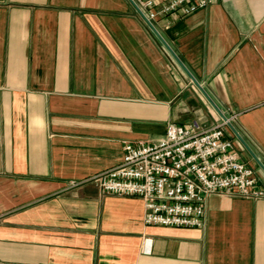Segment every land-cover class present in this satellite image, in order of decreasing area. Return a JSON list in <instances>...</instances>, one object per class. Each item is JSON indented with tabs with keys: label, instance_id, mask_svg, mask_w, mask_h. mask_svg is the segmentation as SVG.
I'll list each match as a JSON object with an SVG mask.
<instances>
[{
	"label": "crops",
	"instance_id": "crops-1",
	"mask_svg": "<svg viewBox=\"0 0 264 264\" xmlns=\"http://www.w3.org/2000/svg\"><path fill=\"white\" fill-rule=\"evenodd\" d=\"M156 28L130 0H0V264H264V196L212 193L204 226H163L92 181L125 141L222 121L169 47L264 163V0Z\"/></svg>",
	"mask_w": 264,
	"mask_h": 264
},
{
	"label": "built area",
	"instance_id": "built-area-1",
	"mask_svg": "<svg viewBox=\"0 0 264 264\" xmlns=\"http://www.w3.org/2000/svg\"><path fill=\"white\" fill-rule=\"evenodd\" d=\"M130 1L147 24L156 27L160 16H185L216 0ZM229 121L222 118L210 127L198 119L171 122L159 138L125 141L121 163L92 181L103 193L140 197L147 224L202 227L210 194L264 196L254 169L241 160L234 137L227 134Z\"/></svg>",
	"mask_w": 264,
	"mask_h": 264
},
{
	"label": "water",
	"instance_id": "water-1",
	"mask_svg": "<svg viewBox=\"0 0 264 264\" xmlns=\"http://www.w3.org/2000/svg\"><path fill=\"white\" fill-rule=\"evenodd\" d=\"M153 30L161 37L159 31L157 30L156 27H152ZM171 52L174 54L176 59L179 61V63L183 66V68L187 71V73L190 75L192 80L200 87V89L203 91L205 96L208 98V100L212 103V105L218 110V112L221 114L222 118L224 120L228 119V117L221 111V109L216 105V103L211 99V97L208 95L206 90L201 86V84L198 82V80L191 74V72L186 68V66L183 64V62L180 60V58L173 52V50L169 47ZM230 128L236 135V137L244 144V146L248 149V151L252 154L253 158L256 160L258 165L261 167V169L264 171V163L261 161V159L255 154V152L251 149V147L248 145V143L245 141V139L241 136L239 131L236 129V127L233 125L232 122H228Z\"/></svg>",
	"mask_w": 264,
	"mask_h": 264
}]
</instances>
